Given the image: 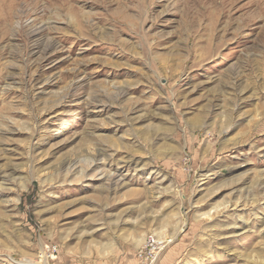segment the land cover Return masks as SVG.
<instances>
[{
	"label": "rangeland",
	"instance_id": "374dc122",
	"mask_svg": "<svg viewBox=\"0 0 264 264\" xmlns=\"http://www.w3.org/2000/svg\"><path fill=\"white\" fill-rule=\"evenodd\" d=\"M0 264H264V0H0Z\"/></svg>",
	"mask_w": 264,
	"mask_h": 264
},
{
	"label": "built area",
	"instance_id": "2783aa9c",
	"mask_svg": "<svg viewBox=\"0 0 264 264\" xmlns=\"http://www.w3.org/2000/svg\"><path fill=\"white\" fill-rule=\"evenodd\" d=\"M157 243V240L153 237L148 238V245L154 246Z\"/></svg>",
	"mask_w": 264,
	"mask_h": 264
}]
</instances>
